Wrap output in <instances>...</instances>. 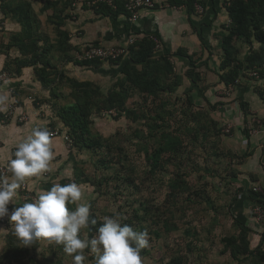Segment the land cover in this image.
Instances as JSON below:
<instances>
[{
    "label": "trees",
    "instance_id": "trees-1",
    "mask_svg": "<svg viewBox=\"0 0 264 264\" xmlns=\"http://www.w3.org/2000/svg\"><path fill=\"white\" fill-rule=\"evenodd\" d=\"M68 2L66 1L63 7L69 5L74 9L75 6L72 4L73 2L71 1L69 4ZM116 2V10L104 3L94 5L93 7L102 6V8L104 7L107 9V13L114 14L115 12H120V9L125 8L124 2H121V0H116ZM0 3V8L5 17H12L18 20L23 30L20 34H17L16 37H22L21 43L23 42V44H21L20 47L24 57L15 60V69L21 71L25 67H37L41 64L42 66L38 67L39 69L37 68L36 71L42 81L50 84L51 78L49 76L55 72L56 68H53L54 66L51 65V61L47 59V49L45 47H40L36 41L35 36L37 33V27L34 25H36L37 19L33 17L34 13L31 10V4L27 2V0H0ZM227 9L230 22L229 24H226V26L224 25L227 29L220 34L221 46L225 52V57L220 62V69L221 71L224 69L230 71L221 74L222 79L226 80L227 84H229L234 82L239 75V68L241 66L237 64L235 68L232 67L233 63L235 61L237 62L240 53L239 47L234 44V41L238 39L251 43L254 41L259 44L258 49L253 50L252 48L253 51L247 56V58L248 65L251 66V68H255V71L260 73V77H263L264 0H233ZM61 16L62 11H57L56 17L60 18ZM60 33L64 36L66 35L62 31ZM64 41L66 44L65 47L63 45ZM59 42L60 44L58 48L61 50L63 56L62 62L72 61L73 63L84 67L96 69L99 73L104 72L106 74L113 71L116 74H123L122 78H117V81L113 86L106 89V87L100 86L99 84L97 85L91 79L80 80L77 77L67 76L64 70L59 72L60 81L63 82L66 80L69 82L71 86V95L75 98V101H70L66 104H54L58 106L56 113L57 117L63 123L61 131L68 134L72 140L69 153L70 157L68 159L73 161L75 177L73 181L78 184L92 182V178L87 174L83 165L89 160L75 158L73 154L74 147H76L77 150L79 149L78 151L86 150L95 155L99 152L100 157L97 161L106 168L114 167L117 164V162H114L115 156H110L111 153H114V149H112L114 142L111 140V137H106L102 134L93 132L92 124L95 122L96 114L103 117L105 116V118L112 117L114 120H119L120 117L124 116L132 122H138V127L142 126L148 129L147 132H137L135 135L139 139L140 150L146 152L148 161H150L151 168L149 173H151L152 176L155 175L157 177L159 171L164 170L165 172H169L168 166L171 163L178 168V171L176 172L175 177L168 183V187L171 190L169 193V196L172 198L171 200H166V202L160 204L152 203L149 200L140 201V205L134 207L132 216L124 218L123 223L131 225L137 231L146 230L148 234L151 233L157 237L162 236L163 233L168 234L172 229L179 230L180 227L176 222L177 215L174 209H176L178 203L177 199L181 193L183 194L189 191V196L187 197L189 201H191V196L193 195L209 200V195L206 189H192L191 184L186 178L189 173V165L186 162L192 164L193 161L191 162L187 160L190 159V157L185 158L184 156L190 148L193 149L196 145L198 146L200 144L204 145L209 133H214L216 135L221 134L222 125L215 122L209 113L202 111H200L201 113H195L191 110L190 107L193 105V100L192 95L190 94L191 89H189V87L185 88V91L183 92L187 97L188 105H190L189 107L179 108L178 110L175 107L173 110V108L169 106L170 101L166 96H170V94H173L178 88V85L181 82L179 77L180 73L176 71L175 63L167 54H161L159 56L156 54V42L154 39L146 36L141 41L136 42V44L130 45L128 47L129 56L125 54L127 49L124 47L105 46L96 43H91L80 48L79 46H72L70 44V47L68 38H66V40L61 38L59 39ZM110 47L116 49L122 48L124 49V52L115 58L112 56L105 57L94 55L89 52L97 48L105 49ZM29 54H31L30 57L28 56ZM13 61L14 60L11 62L8 61L6 66H9ZM107 65H109V67H120L119 70H109L106 69ZM202 65L208 64L205 62L202 63ZM50 66L53 68L52 71L48 70ZM189 73L193 80V85L197 86L202 78L200 72L192 69ZM172 74H175V77L170 79L169 77ZM51 93L55 97L58 96L55 92ZM135 95H141L144 97L151 96V103L154 104L156 102L157 104L158 101V104L157 106L153 105L154 107L152 106V109L150 110L147 105H144L143 107H147V109H138L135 107L129 108L127 104L128 99ZM205 97L212 108L215 109L218 102L212 103L209 92H207ZM176 98L183 99L184 96L179 95ZM176 98L175 100H177ZM214 105L216 107H214ZM179 111L184 115V119H176L177 121H180L181 127L179 126L176 128V132H174V129H170L169 119L175 117ZM192 121H194L195 125L189 126L188 124ZM182 123L185 124L183 125ZM212 124L215 125L216 128L211 132L212 129L210 128V125ZM51 127L54 128L53 125ZM202 131L209 133L201 135ZM158 132H160V141L157 144L150 143V141L153 140L152 137H156ZM205 145L200 147H205ZM114 148H117V150L120 151H123L124 149L123 146L119 144L115 145ZM214 154L217 158L223 155L218 150H216ZM245 156L246 155H242L240 158ZM229 157L230 161L227 160L224 162L225 170L227 171L225 176L226 178L233 179L238 176L233 167L234 153L230 152ZM125 159L126 156L123 158L121 155L116 161L122 165ZM90 161H92V159H90ZM205 167L209 173L215 172L218 174V170H215L216 168H211L209 165H206ZM49 176L50 175H48V177ZM121 179H123L124 182L127 181L133 183L134 181L132 175L121 176ZM157 180L161 181V178H158ZM70 182V178H62L60 180V184L62 185ZM54 183L55 182L50 179L42 186L47 190ZM99 184H101V181ZM240 189L236 192L237 194L239 192L241 193ZM202 192H204V194ZM261 192L262 191L253 192L258 195L254 203L262 204L264 206V194ZM235 201V199L231 200L229 205H233ZM74 207L75 205H69L70 209ZM230 209L232 212V207H230ZM90 214L92 217L97 218L98 221L101 220L97 214ZM240 216H243V214L241 213ZM236 222L239 227V234L222 238V242L225 243L223 253L229 248L228 250L231 252V256L238 261L244 262L249 256H254L257 257L258 260L264 261V232L260 233L258 246L256 248H251V238L249 235L255 232L254 225L247 224L243 222L242 219H236ZM262 223H264V221H262ZM153 225L159 227L152 228ZM149 228L150 230H148ZM185 233L189 236L194 235L195 237L198 235L195 228L193 230L187 228ZM94 234L95 226L91 232L87 230V235L89 237ZM197 240V238H194L187 242V248L192 249V247H195V242ZM28 252L29 251H27L25 247L23 248V246H20L19 244H14L12 240L9 239L6 250L3 249L2 251L0 261L3 264H29L24 260L25 255ZM146 253V248L141 251L142 255H145ZM238 254H244V257H239ZM35 259V257H32L31 261L36 264H61L63 262L62 259L55 261L50 258L49 260L47 259L46 262L35 261ZM172 260L175 264H182V258L179 256L173 257ZM253 264L257 263L254 261Z\"/></svg>",
    "mask_w": 264,
    "mask_h": 264
},
{
    "label": "crops",
    "instance_id": "crops-1",
    "mask_svg": "<svg viewBox=\"0 0 264 264\" xmlns=\"http://www.w3.org/2000/svg\"><path fill=\"white\" fill-rule=\"evenodd\" d=\"M66 1L73 0H27L31 4L33 17L37 19L36 25H34L37 27L36 41L40 47L47 49V59L51 61L53 68H56L55 72L49 76L50 84L42 81L36 71L38 67L42 66L41 64L37 67H25L21 71L15 69V60L24 57L20 47L23 44V42L21 43L22 37H16L23 30L18 20L5 17L0 8V74L2 72L8 74L0 86V94L8 97L4 110L0 111V164L10 159L15 145L30 134L33 127L40 125L47 127L49 131L61 130L63 123L57 117L58 106L54 105L56 99L51 93L58 94L57 91L65 85L70 87L71 92L69 82L66 80L61 82L59 79L61 70H64L67 76L77 78V75L80 74L86 76V74L97 72L96 69L84 67L72 61L62 62L63 56L58 48L59 39L66 40L68 38L70 47L72 45L80 48L91 43L124 47L127 49L125 54L129 56L128 47L147 36L154 39L156 47L160 45L156 48V54L158 56L167 54L180 69V75L183 74L187 80L189 79L190 85L193 87L195 85H193L189 73L192 69L201 74V69L206 66L202 63L207 62V67L213 71L214 76L209 81L201 75L200 81H206V86H202L199 81L196 87L200 89L201 93H204L207 91L208 85L212 84L213 90L207 92H209L212 103L218 102L217 107L214 105L216 108L213 117L215 118L212 117V119L222 125L223 130L227 124L231 123V134L226 135L225 138L220 136L221 142L223 139H227L223 157H227L230 161L229 153H234L233 167L234 169L237 167L239 170H237L238 176L235 178H225L230 182L240 183L238 188H241V193H231L229 198L230 201L236 200L231 205L233 206L232 211L236 213L238 208L242 209V220L249 224L245 208L251 209L257 199L258 195L253 193V189L258 187L264 194V99L262 97L264 76L260 79L252 77L251 72L255 71V68L248 65L247 56L254 49H258L259 44L254 41L251 43L238 39L234 41V44L241 42L242 47L237 62L235 61L232 65L233 68L237 64L241 66L239 75L236 77L238 81L232 82L234 85L233 88H230L226 80L222 79L221 74L230 70L221 71L220 69V62L225 57L220 34L227 29L225 26L230 22L227 7L233 0H156L157 7L140 11V18L136 22H131L130 14L125 8L120 9V12L110 14L102 6L77 5L74 9L69 5L63 7ZM196 1L204 7L203 12L196 11ZM57 11H62L60 18L56 17ZM61 31L66 35L61 34ZM132 38L135 39V42L131 44L129 41ZM63 45L66 46L65 41ZM28 56L30 57L31 54ZM12 60L14 61L6 66L8 61ZM52 66L48 69L49 71L53 70ZM80 80L86 79L81 78ZM13 102L17 103V112L28 114V121L18 122L16 117L5 118L7 106ZM247 122L257 125L259 129L255 133H251L245 127ZM52 125L54 128L51 127ZM234 140H240L243 144L241 151ZM66 145L63 137H52L54 159L50 161V176L42 177L40 175L25 179L29 184L30 191L34 194L44 189L42 185L47 180H52L54 172L51 170L63 165L66 157H70L71 149H68ZM241 154L246 156L240 158ZM68 164L70 165V163ZM72 166L67 165V173L60 172L54 176V179H62L66 175L69 177V171L74 169ZM58 171H61V168H58ZM244 171V176L239 177ZM15 198L22 200L20 202L32 200L27 195L22 196L19 188ZM234 215L235 217L240 216V214ZM253 225L257 238L254 240L260 241V233L264 232V223L257 222ZM0 230H2L1 226ZM257 245L258 242L256 246L251 247L256 248Z\"/></svg>",
    "mask_w": 264,
    "mask_h": 264
},
{
    "label": "rangeland",
    "instance_id": "rangeland-1",
    "mask_svg": "<svg viewBox=\"0 0 264 264\" xmlns=\"http://www.w3.org/2000/svg\"><path fill=\"white\" fill-rule=\"evenodd\" d=\"M237 44L239 50H241L242 43L238 42ZM106 69L119 70V67H109V65H107ZM176 71L179 72L180 69L176 67ZM75 73L80 74L79 72ZM106 74L104 72H93L91 74H86V76L81 74L77 76L79 79H91L97 85L104 86L106 89L113 86L117 81V78L123 77L122 73L116 74L113 71ZM201 75L208 81L214 76L213 71L210 70L207 65L201 69ZM174 77L175 74H172L169 78L173 79ZM179 77L181 82L176 91L173 94H170V96H166L167 94L164 95L170 101L169 106L172 107L173 110L175 107L177 110L179 108L189 107L190 105H188L187 97L183 93L185 88L189 87V89H191L190 94L192 95L193 100V105L190 107L191 110L195 113H201L200 111L209 113L212 118L214 116V108H212L209 101L206 100L205 96L207 95V91L201 93L198 87L190 85L189 79L187 80L183 74H179ZM200 82L202 86H206V81ZM69 88L68 85H65L57 91L58 96L55 97L56 104H66L70 101H75ZM206 90H213L211 83ZM179 95H183L184 98L177 99L176 97ZM175 98L177 100H175ZM151 102V96L144 97L141 95H135L128 99L127 104L129 108L135 107L138 109H147V107L143 108L144 105H147L150 110L153 105L157 106L158 104V101L157 104L156 102L154 104ZM98 115L99 114L95 115V122L92 124L93 132L102 134L106 137H111V140L114 142L112 145L114 153H111L110 156H115L114 162H117V164L114 167L106 168L97 161L100 157L99 152L95 155L86 150L78 151L79 149L77 150V148L74 147L73 154L75 158L89 160L83 165L87 174L92 178V182L77 184L83 191V202L91 204L90 213H95L102 219L105 215L119 212L122 217L129 218L134 212V207L140 205V201L149 200L152 203L160 204L166 202V200H171L172 198L169 196L171 190L168 187V183L175 177L178 168L171 163L168 166L169 172H165L164 170L159 171L157 177L155 175L152 176L151 173H149L151 168L150 161H148L146 152L140 150V142L135 135L137 132H147L148 129L142 126L138 127V122H132L124 116L120 117L119 120H114L112 117L105 118V116ZM178 118H182V120L184 119V115L181 111L177 112L175 117L169 119L170 129H174V132H176L175 129L180 126V121L176 120ZM194 121L190 122L188 125H195ZM182 124L184 125L185 123ZM210 128L212 129V132L216 126L212 124L210 125ZM221 130L222 134L219 136L214 133L202 131L201 135L209 133V136L205 141L206 145L204 144L205 147H200L204 146L203 144L196 145L195 148H190L187 152L188 154L186 153L184 156L185 158L190 157V159L187 160L191 162L193 161L192 164L186 162L189 165V173L186 178L191 184L192 189H206L209 195V200L193 195L191 196V201H189L187 199L189 191L183 194L181 193L177 199L178 203L176 209H174L177 215L176 222L180 229H172L168 234L163 233V235L159 237L149 233V246L146 248L147 253L145 255L141 254L142 264H175L172 260L175 256L182 258V264H253L254 261L257 264H264V261L258 260L257 257L254 256H249L244 262L238 261L231 256V252L228 250L229 248L223 253L225 243L222 242V238L239 234V227L236 218L243 219V216L235 217L234 215L241 214L242 209L238 208L235 213L234 211L230 212L229 208L233 207L229 205V195L238 191V187L240 186L238 184L240 183L234 181L230 182L225 178L227 171L224 168V162H226L228 158L223 157V155L217 158L214 154L216 150L222 154L226 151L227 139H223L221 142L220 136L225 138L226 135L231 134V132L227 133L226 128L224 130L221 128ZM152 139L153 140H151L150 143L157 144L160 141V132H158L156 137H152ZM234 141L237 143L236 146L241 151L243 144L240 140ZM65 143L67 144L66 147L71 149V143H67L66 141ZM117 144L123 146V151L114 148ZM121 155L123 158L126 156L122 165L116 161ZM90 159H92V161H90ZM68 163H70L71 166L73 165V161L66 157L64 164L58 167L61 168V171H58V168L51 170L54 172L52 176L53 182L60 183L61 179L56 180L54 179V176L60 172L66 174V167L67 165L70 166ZM206 165H209L211 168H216L215 170H218L221 175H218L215 172L209 173L205 167ZM235 170L237 172L239 168L236 167ZM68 174H70L69 177L66 175L63 178H70L72 182L73 179H75L74 169L72 168ZM244 174L245 171L243 174H240L239 177L244 176ZM127 175L133 176V183L127 181L124 182L123 179H121V176L124 177ZM158 178H161V181H158ZM99 180L101 181V184H99ZM202 193L204 194V192ZM245 213H247L249 224L253 225L257 223L255 220L250 219L252 218L249 215L250 209L248 210V208H245ZM155 227L159 226H152V228ZM187 228H191L192 230L195 228L198 233L197 237L194 235L189 236L185 233ZM8 229L9 232L6 233V245L3 249L6 250L9 239L12 240L14 244H19L20 246H23V248L25 247L27 251H29L25 255V262L34 264L35 262L31 260L32 257H35V261L40 262H46L47 259L49 260L51 258L55 261L62 259L63 262L61 264H73L72 256L63 251L62 245H57L54 242L50 243L45 238L33 240L30 244H24V242L14 234L13 229H10V226ZM148 230H150V228ZM82 234L87 235V229L82 230ZM194 238L198 239L195 242V247L188 249L187 242ZM250 238L252 247L256 246L257 242L259 244L258 240H254V238H256L255 233L251 234ZM3 249L0 250V256ZM85 254L88 256V260L85 264H94V254L88 249H85ZM238 256L244 257V254H238ZM0 264L3 263L0 261Z\"/></svg>",
    "mask_w": 264,
    "mask_h": 264
},
{
    "label": "clouds",
    "instance_id": "clouds-1",
    "mask_svg": "<svg viewBox=\"0 0 264 264\" xmlns=\"http://www.w3.org/2000/svg\"><path fill=\"white\" fill-rule=\"evenodd\" d=\"M254 72L257 71L251 72V76L260 79V73L257 77ZM227 85L233 88L234 83ZM7 100L6 95L0 94V111L4 110ZM53 159L52 133L47 127H33L30 134L15 145L7 163L11 177H0V219L8 218L14 234L24 244L45 238L62 245L63 251L72 256L73 264H85L88 260L85 249L94 254V264H142L141 251L149 246L148 232L137 231L123 223L124 217L119 212L105 215L100 221L92 217L91 204L83 202V191L74 181L63 185L54 183L49 189L36 192L30 201L18 205L14 202L17 189L25 179L49 172ZM69 205L75 207L70 209ZM94 226V235L82 234V230L91 232Z\"/></svg>",
    "mask_w": 264,
    "mask_h": 264
},
{
    "label": "built area",
    "instance_id": "built-area-1",
    "mask_svg": "<svg viewBox=\"0 0 264 264\" xmlns=\"http://www.w3.org/2000/svg\"><path fill=\"white\" fill-rule=\"evenodd\" d=\"M74 6L77 5H90V6H94V5H98L100 3H104L108 6H110L113 9L117 8V2L116 0H73L72 1ZM124 5H125V9L126 11L130 14V20L131 22H136L139 20L140 18V11H142L143 9H153L156 8L157 6V2L156 0H124ZM195 7H196V11L198 12H203L204 11V7L196 1L195 3ZM135 39H130V43L134 42ZM159 46V45H158ZM91 54L94 55H101V56H105V57H116L119 54H121L122 52H124V49L122 48H114V47H110V48H97V49H93L91 51H89ZM254 76H259L258 72H254L253 73ZM8 77V74L6 72H2L0 74V86L3 83V81ZM232 88V86L230 87ZM263 99H264V92H263ZM17 103L13 102V103H9V105L7 106V110L5 111V118L6 119H11L12 117H16L18 122H26L29 119V116L27 113L25 112H17ZM254 121V119H253ZM231 123L227 124L226 131L227 133H229L231 131ZM245 127H249L250 132L251 133H255L257 131V129L252 125V123H246ZM52 133V137L55 136H61L63 137L68 143H71L72 140L70 138V136L68 134H66L65 132L59 131V130H53L51 131ZM11 158V157H10ZM7 162L5 163H1L0 164V177H10L11 173L8 172L7 170ZM49 172H45L42 174V177H48ZM28 182L24 181L23 184L21 185V187L19 188V191L22 192V196L27 195V197H31L32 199L34 198V192L30 191V188L28 186ZM254 191H262L261 189H259L258 187L254 188ZM16 200L14 201L17 205L19 204L20 201L22 200H17V198H15ZM12 205H9V208L11 209ZM251 216L253 218H255L258 221H262L264 220V206L262 204H255L254 207L251 210ZM0 226L2 228V230H0V250L3 249V247L6 245V233L9 232L8 227L10 226V229L12 230V226L11 223L9 222L8 218L5 217L3 219H0Z\"/></svg>",
    "mask_w": 264,
    "mask_h": 264
}]
</instances>
